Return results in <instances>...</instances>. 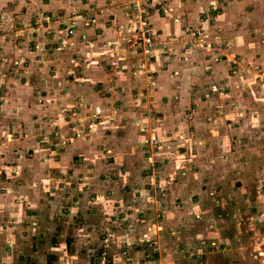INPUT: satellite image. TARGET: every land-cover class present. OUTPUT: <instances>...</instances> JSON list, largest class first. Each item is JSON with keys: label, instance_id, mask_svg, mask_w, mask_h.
I'll use <instances>...</instances> for the list:
<instances>
[{"label": "rangeland", "instance_id": "obj_1", "mask_svg": "<svg viewBox=\"0 0 264 264\" xmlns=\"http://www.w3.org/2000/svg\"><path fill=\"white\" fill-rule=\"evenodd\" d=\"M44 1L49 0H0V264L36 262L47 264L45 255L48 251L45 247L50 246L49 242L59 246V242L63 239L65 241L63 243L68 244V249L64 247L63 251L57 252L59 256L63 255L61 259L59 257V264H74L73 261L76 262L75 264L88 262L102 264L99 261L115 257L117 247L123 254L125 253V239L130 237L128 229L134 230L133 233L136 234L137 226L144 222L138 215V210L143 206V209L152 207L155 215V204H158V207H162L160 211L165 216L166 201L162 202V198L165 197L164 193L169 181L176 182L180 176L188 173L193 164L191 160L197 158L196 151L199 153V150L190 143L189 139H186L187 135L184 132L185 137L178 136L172 139L174 145L171 147V153L165 155L163 151L167 152L168 146L164 144L165 139L160 133L158 134L157 121L151 116L152 114L141 112L135 122L129 121L124 116H119L116 122H105L101 117L97 118L95 114L88 113V108H92L90 104L87 103L88 106H85L81 100L78 101L75 90L71 89L72 86H63L66 76L61 78L54 64L48 62L56 53L62 58V56H70V53L73 55V50H67L68 46L66 48L59 46L58 49L49 48L53 44H58L59 37L55 36L58 30L48 26L49 21L52 22L53 19L49 18V21L45 22L48 32L42 31L45 14L41 11V3ZM139 1L147 6L148 15H151L154 9L151 6L152 2ZM227 1L219 0L224 5ZM133 2L134 0H130L126 3L125 12L129 13L127 21L116 25L115 34L111 39L105 40V44H108L112 51L128 46L125 37L129 35L127 29L132 26L131 21L135 13ZM155 2L156 10L165 9L163 3L167 0H160V4ZM238 3L239 8L234 9L230 14L234 25H228V22L224 21L222 24L217 23L216 30L223 29L221 32L223 40L224 37H241L242 40L239 41L228 40L235 45H242L244 40L247 41L246 35L256 37L249 40L253 44V48H249L253 54L248 52L247 57L242 54L233 56L236 65L233 68H238L241 73L235 79L239 78V81L244 82L249 87L247 91L251 92L253 89L251 93L255 102L250 100L249 106L243 103L237 106L234 100L228 101L232 110L228 113V117H232L233 122L240 123L238 129L241 136L236 134L232 145L220 141L224 146L229 147L227 151L218 147L216 142L209 140L210 148L206 158H215L217 163L214 164L215 169L211 179H207L210 184L203 185L208 189L203 192L207 193L208 197L203 199L200 194H195L194 201H198L201 208L196 214L192 212V217L190 214V218L185 220V223L195 230L206 224V228H203L206 236L204 235L203 238L207 239L209 247L214 249L217 248L215 244H219L218 242L222 240L219 239L222 223L207 221V213H210V209H215L219 197H227L230 202L236 201L235 205L238 204L236 206H239L241 211L244 210L239 219L243 218L242 222L245 223L246 228H248L246 220L250 215L249 210L254 205H259L261 209L264 203V152L261 154L254 149H248L247 145L246 148L242 147L245 141L250 140L248 145H252L264 134V59L261 53L264 46V0H240ZM201 13L203 11L198 14ZM55 17L59 19L57 15ZM244 18L249 19V22H242ZM149 24L151 27L150 22ZM36 25H40L39 28ZM57 26L56 28L59 29L60 26ZM68 29L66 31L69 33L73 32V29ZM203 29H193L192 32L188 30V37H193V43L199 47L204 48L206 41H209L206 39H210L209 42L220 48L222 42L218 35L211 36ZM46 33L53 35L54 42L44 37ZM216 39L219 41L215 42ZM36 43L39 48H35ZM41 48L46 49L47 54L42 51L46 55L45 58L39 52ZM30 52L34 53L32 57L29 56ZM115 56H117L116 52ZM220 57V55L216 56L215 59L220 60ZM117 58L111 59L109 63L115 68L120 65ZM30 64L31 68H29ZM81 65L78 60H69L68 67L65 64L62 72L69 73L70 67L80 68ZM79 71L81 70L78 69ZM58 81L63 82L62 87H58ZM19 93L21 97L17 95ZM243 97L241 95L242 99ZM257 99L262 101V107L259 106ZM14 100H18V104L13 103ZM116 102L118 105L116 112L113 113L114 121L118 117L117 113L120 109L118 106L121 101ZM180 126L174 130L179 131ZM140 128L146 130L148 135L154 136L139 142L134 148L132 145L127 148L125 139L128 138L125 136L140 131ZM247 131H253L250 132L253 133V137L244 138L243 135ZM30 140L41 143L40 148H43L41 156H36L34 150L26 151L24 154L25 144ZM79 140L89 145L93 144V150H87L85 153L84 148H78ZM45 143L47 146L44 145ZM186 143L187 153L176 154L180 145ZM116 146H118L117 150H115ZM16 151H20L21 154H16ZM67 154H70V157L66 156ZM68 162H76L74 165H79L81 170L68 167ZM88 162L99 165V168L95 170L85 168ZM157 165L159 168H155L158 167ZM130 176L135 177L136 182L128 185L129 189L125 191L123 185L125 182L130 183L128 180ZM45 179L49 181L47 185ZM29 181L38 187L40 198L48 200L47 202L51 204V209L46 210L49 212L42 213L45 214L42 223L40 218L23 217V211L29 214L30 209H35L29 208L25 202L27 199L25 191L31 185ZM142 181H146V184ZM130 192L133 197H130ZM77 195L80 196L79 199H76ZM140 197L143 199L140 200ZM119 199L121 202H126L125 213L118 212L121 208L115 206ZM131 199L132 203H130ZM225 203L227 205V201ZM233 215L234 213L229 210L228 218ZM152 216L145 217L150 222L146 230L140 234L144 238V243L150 246L155 245L149 233L153 224L154 216ZM106 221H109L112 227L109 228ZM117 228L124 231L114 232ZM177 234L180 235L179 230ZM249 235L253 238L254 234ZM249 235L248 243L251 241ZM252 240L254 241V238ZM183 242L184 240L180 243L176 242V246H180ZM71 245L74 246L73 250L70 249ZM251 251V248H248L246 259L251 264H264V260L259 261V255ZM72 253L79 258H73L70 255ZM210 254L207 253V256L209 257ZM217 256L216 254L213 257L220 259ZM35 260L37 261L34 262ZM48 264L58 263L48 259Z\"/></svg>", "mask_w": 264, "mask_h": 264}, {"label": "crops", "instance_id": "obj_2", "mask_svg": "<svg viewBox=\"0 0 264 264\" xmlns=\"http://www.w3.org/2000/svg\"><path fill=\"white\" fill-rule=\"evenodd\" d=\"M129 1L49 0L41 3V11L45 14L43 16L42 31L47 30L45 22L49 21V18L53 20L52 22L49 21L50 25L48 26H53L58 30L55 36L59 37V45L53 44L49 48L58 49L59 46H65V48L68 46L67 50H73V55L70 53V56H62L61 58L56 53V57L53 55L48 61L54 64L53 66L59 72L58 74H61V78L66 76L63 80L66 81L64 84L62 81L57 82L58 87H62V84L63 86H72L71 89L75 90L78 101L81 100L85 106L89 103L92 107L88 108L89 111L87 112L95 114L97 118L101 117V120H105V122H116L120 118L119 116H124L129 121L135 122L141 112L152 114L151 116L157 121L158 134L160 133V136L165 139L164 144L168 146L167 152L163 151L165 155L171 153V147L174 145L172 139L178 136L185 137V134L187 135L186 139H189L190 143L199 150V153L196 151L197 158L191 160V164H193L190 166L188 173L185 176H180L176 182L175 180L169 181V186L164 193L165 197L162 198V202L166 201L165 216L160 211L162 207H158V204H155V215H153L154 210L151 209L152 207L143 209V206L138 210V215L141 221L146 222V224L143 222V224L138 225L136 234L133 233L134 230L128 229L130 237L125 239V253L123 254L121 249L119 250L117 247L118 251H116L113 259H103L99 262L102 264H214V262L216 264H251L245 256L248 248H251L254 254L257 253L259 261L263 262L264 203L261 209H259V205H254L249 210L250 215L246 220L248 228H246L245 223L242 222L243 218L239 219V217H242L244 210L241 211L239 206H236L238 204L235 205L236 201L230 202L227 197H219L218 205L214 210L210 209V213H207L209 217H207V221L222 223L221 229H219L221 237L219 239L222 240L218 243L228 242L229 245L225 246V249L218 246L216 249L209 247L207 239L203 238L204 235L206 236L203 232L206 224L195 230L191 225L189 227L185 223V220L187 221L190 218V214L192 217V212L196 214L198 209L201 208L197 203L198 201H194L196 200L195 194H200L203 199L208 197L207 193H203L208 190L204 186L210 184L207 179H211V174L215 169L214 164L217 163L215 158H206L210 148L209 140L216 142L218 147L227 151L229 147L224 146L220 141L232 145L235 142V135L241 136L238 129L240 123H235L231 120L232 117H228V113L232 111L228 101L234 100L237 106L241 103L249 106L250 100L255 102L254 95L251 93L253 89L251 92L247 91L249 87L241 80L239 81V78L235 79L241 73L238 68H233L236 66L233 56L234 54H239V56L242 54L247 57L250 52L253 54L249 49L250 47L253 48V44L249 40L256 39V37L246 35L247 41L244 40L242 45H235L228 40L239 41L242 40L241 37H224V40H226L224 41L221 33L223 29L216 30L217 23L222 24L224 21L228 22V25H234L230 14L233 13L234 9L239 8L238 2L240 0H228L226 5L220 3L219 0H167L163 3L165 8L163 11L155 9V1L160 4V0H150L154 9L149 15V21L158 44L149 56L134 52L126 45L122 49L112 51L109 45L105 44V40L111 39L115 34L116 25L127 21L129 13L125 11L126 3ZM218 8H220L219 11ZM200 11H203V13L198 14ZM242 22H249V19L244 18ZM57 25L60 26L59 29L56 28ZM39 26L36 25L37 28ZM190 27L193 29L204 28L203 30L211 36L217 34L222 42L220 48L213 45V42H209L210 39H206L209 41H206L204 48L195 45L193 37H188V30L191 32L193 30ZM68 28L73 29V32L66 31ZM52 36L46 33L44 37L54 42ZM219 40L216 39L215 42ZM37 47L36 43L35 48ZM47 47L46 45L45 48ZM45 48H41L39 51L43 58L46 57L42 52L46 50ZM262 49L263 52L261 53L264 59V46ZM115 52L117 56H115ZM45 53L47 54L46 51ZM32 54L34 53L30 52L29 56L32 57ZM219 55L221 56L220 60H216L215 57ZM113 58L120 61L119 67L115 68L109 64ZM69 60H78L79 64L82 65L80 68L70 67L69 73H64L62 69L65 68V64L68 67ZM31 66L30 64L29 68ZM78 69L81 70L79 71L81 73L78 72ZM247 70L250 74V69ZM17 95L19 96L20 93ZM241 95L244 96L243 99ZM117 100L121 102L118 106V108L120 107L117 113L118 117L114 121L115 116L113 113L117 109ZM257 101L260 103L259 106L262 107V101L259 99ZM18 102V100L13 101L15 104H18ZM178 126H180L179 131L174 130ZM250 132L247 131L243 135L244 138L253 137V133ZM150 136L154 135H148L146 130L142 128H140V131L128 134L125 136V138H128L125 139L127 148L130 145L134 148L139 142H144ZM259 138L252 145H248L250 140L245 141L242 147L249 146L248 149H254L262 154L264 152V134L261 135V139ZM28 144H25L24 154H26V151L34 150L36 156H41L43 148H40L41 143L39 141L30 140ZM44 145L47 146V143ZM78 146V148H84V152L87 153V150H93L94 145L79 140ZM186 147L187 143L181 144L176 154L187 153ZM117 149L118 146L115 147V150ZM19 153L21 154L20 151H16V154ZM70 154L66 156L70 157ZM74 164L76 165V162H68L67 166L74 167V170H81L78 167L79 165L75 166ZM220 164L222 163L220 162ZM157 166L155 168H159V165ZM84 167L95 170L99 168V165L88 162ZM45 180L47 185L49 181ZM128 180L130 183L125 182L123 185L125 191L129 189L128 185L136 182L135 177L132 176L128 177ZM29 183L31 185L25 191L27 194L25 202H27L29 208L35 209H30L29 214L23 211V217L40 218V223H42L41 221L45 218L44 215L49 212L46 210L51 209V204L47 202L48 200L40 198L38 187L32 185V181H29ZM144 184H146V181ZM129 194L130 197L133 195L131 192ZM77 197L75 198H80L79 195ZM120 199L116 201L117 205L115 206L121 208L118 212L125 213L126 202H121ZM142 199L143 197H140V200ZM225 201H227V205ZM175 202L177 205L174 206ZM130 203H132V199ZM229 210L234 213L233 217L228 218ZM43 212L45 214H42ZM152 215L154 218L149 233L155 241L154 246L144 243V238L140 235L143 230H146V226L150 222L145 217ZM106 223L109 225V221H106ZM110 227L112 226L109 225ZM189 229L191 231H188ZM178 230L180 235L177 234ZM121 231H124V229L117 228L114 230L116 233ZM250 233L254 234L252 235L254 241L249 235ZM160 234L162 235L160 236ZM171 234L177 235L173 238L174 236ZM248 235L251 239L249 243ZM182 240L184 242L180 246H176V242L180 243ZM63 242H65L64 239L59 242V246L49 242L50 246L45 247L48 251L45 255L47 264L48 259L59 264V257L61 259L63 255L59 256L57 252L59 250L63 251L64 247L68 249V244ZM66 242H68V239ZM70 247L71 250L74 249V246L71 245ZM259 250L263 253H258ZM127 251L128 254H126ZM208 251L211 253L209 257L207 256ZM203 253H205L204 256ZM216 254L220 259L213 257ZM70 255L73 258H79L76 254L73 255L72 253ZM73 263L76 262L73 261ZM33 264H37V262ZM86 264L97 263L88 262Z\"/></svg>", "mask_w": 264, "mask_h": 264}, {"label": "built area", "instance_id": "obj_3", "mask_svg": "<svg viewBox=\"0 0 264 264\" xmlns=\"http://www.w3.org/2000/svg\"><path fill=\"white\" fill-rule=\"evenodd\" d=\"M133 9L135 10V13L131 21L132 26L127 29L129 35L125 37V41L132 51L143 53L144 56H149L154 50L155 46L158 44L157 40L155 39L154 32L149 24V10L147 6L141 3L139 0H134ZM215 245L218 247H225L229 245V243L221 242ZM260 252L262 251L259 250L258 253Z\"/></svg>", "mask_w": 264, "mask_h": 264}]
</instances>
